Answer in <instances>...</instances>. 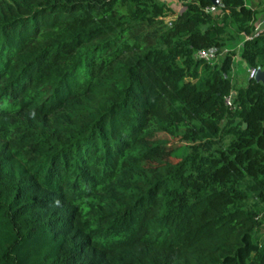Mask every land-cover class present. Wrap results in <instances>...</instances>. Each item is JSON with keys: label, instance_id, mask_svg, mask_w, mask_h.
I'll return each instance as SVG.
<instances>
[{"label": "trees", "instance_id": "16d2710c", "mask_svg": "<svg viewBox=\"0 0 264 264\" xmlns=\"http://www.w3.org/2000/svg\"><path fill=\"white\" fill-rule=\"evenodd\" d=\"M176 1L0 0V264H264V0Z\"/></svg>", "mask_w": 264, "mask_h": 264}, {"label": "rangeland", "instance_id": "374dc122", "mask_svg": "<svg viewBox=\"0 0 264 264\" xmlns=\"http://www.w3.org/2000/svg\"><path fill=\"white\" fill-rule=\"evenodd\" d=\"M162 1H164L166 4H167V6L169 7V9H170V12L171 13H176V12H178V11H176L175 12V8H171L170 6H169V3L168 2H166L165 0H162ZM250 2V0H245V2ZM228 52L230 51V50H232V49H237V45H234V44H231V45H229L228 46ZM226 50H224V52H225ZM223 55V54H222ZM216 59V57H214V59L212 60V61H214ZM216 61H218V59L216 60ZM246 77H247V68L244 66V64L238 59V56L237 55H235L234 57H233V65H232V68H231V79L233 80V81H235L236 82V84L237 85H243L244 84V82H245V79H246Z\"/></svg>", "mask_w": 264, "mask_h": 264}, {"label": "built area", "instance_id": "2783aa9c", "mask_svg": "<svg viewBox=\"0 0 264 264\" xmlns=\"http://www.w3.org/2000/svg\"><path fill=\"white\" fill-rule=\"evenodd\" d=\"M206 10L209 11V12H215V11H217V9H215L214 6H210V7L206 8ZM260 25L262 26L260 29H262L263 26H264V19L261 20L260 22H258L257 25L255 26V28L257 30H260L259 29V26ZM196 57L199 58V59H202V60H204L206 62H209V61H212L214 59L215 55H214L213 51L199 50V51L196 52ZM254 74H255V70L254 69H251V68H248L247 69V75H248V77H253ZM233 96H234V93L233 92H230L224 98V103L229 106L230 105V99Z\"/></svg>", "mask_w": 264, "mask_h": 264}, {"label": "crops", "instance_id": "0c3cea01", "mask_svg": "<svg viewBox=\"0 0 264 264\" xmlns=\"http://www.w3.org/2000/svg\"><path fill=\"white\" fill-rule=\"evenodd\" d=\"M166 2L169 3V6L172 8H175V12L176 11H181V5L176 1V0H165ZM258 2V0H250V2H245L247 5H249L250 7H253L255 6V4ZM263 20V17L259 20V22ZM262 26L260 25L259 26V29L261 28Z\"/></svg>", "mask_w": 264, "mask_h": 264}, {"label": "water", "instance_id": "95a60500", "mask_svg": "<svg viewBox=\"0 0 264 264\" xmlns=\"http://www.w3.org/2000/svg\"><path fill=\"white\" fill-rule=\"evenodd\" d=\"M209 1L212 5H218L219 3V0H209ZM253 78L255 81H259L260 83L264 84V71L256 69Z\"/></svg>", "mask_w": 264, "mask_h": 264}]
</instances>
